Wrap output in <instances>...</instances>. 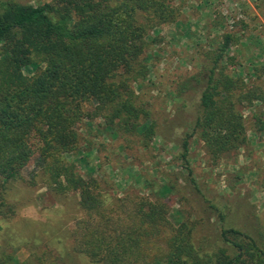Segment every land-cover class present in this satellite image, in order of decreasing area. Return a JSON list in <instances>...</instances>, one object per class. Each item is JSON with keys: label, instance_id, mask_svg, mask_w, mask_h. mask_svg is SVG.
I'll use <instances>...</instances> for the list:
<instances>
[{"label": "trees", "instance_id": "trees-1", "mask_svg": "<svg viewBox=\"0 0 264 264\" xmlns=\"http://www.w3.org/2000/svg\"><path fill=\"white\" fill-rule=\"evenodd\" d=\"M179 16L172 0L0 2V218L14 215L3 185L23 180L22 170L38 152L44 187L78 198L82 218L74 222L71 250L90 264H264L263 247L235 228L219 226L224 246L200 253L192 227L173 223L163 201L127 195L108 208L97 180L78 175L61 158L78 148L75 126L84 119L101 117L137 133L147 111L129 82L145 74L148 30L174 24ZM231 39L223 37L202 77L191 129L214 165L248 145L243 110L254 108L248 117L253 133H264V87L247 85L218 66L230 59ZM29 68L37 73L26 76ZM188 144L186 136L178 152L183 160ZM208 204L222 224L223 208ZM13 257L1 251L0 264H14Z\"/></svg>", "mask_w": 264, "mask_h": 264}, {"label": "rangeland", "instance_id": "rangeland-1", "mask_svg": "<svg viewBox=\"0 0 264 264\" xmlns=\"http://www.w3.org/2000/svg\"><path fill=\"white\" fill-rule=\"evenodd\" d=\"M2 1L37 6L51 0ZM172 4L179 9L178 21L148 30L142 55L145 74L129 82L147 111V117L138 120L137 133L107 125L101 117L84 119L75 126L78 148L61 158L78 175L97 180L108 208L127 195L165 202L173 223L187 221L192 227L200 253L224 246L219 226L248 233L264 249V133H253L248 117L254 108L243 110L248 145L215 165L191 135L202 77L226 34L232 36L226 53L232 64L227 59V65L224 60L218 66L247 85L264 87V0ZM34 73L30 68L24 71L26 76ZM186 136L188 153L183 160L178 152ZM38 156L35 152L22 170L23 180L3 185L14 215L0 218V252L13 253L14 264H90L71 250L74 222L82 218L78 198L44 187ZM32 178L35 186L29 184ZM209 202L223 208L222 224Z\"/></svg>", "mask_w": 264, "mask_h": 264}]
</instances>
